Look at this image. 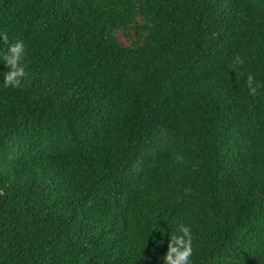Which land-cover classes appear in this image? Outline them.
<instances>
[{"label": "trees", "instance_id": "1", "mask_svg": "<svg viewBox=\"0 0 264 264\" xmlns=\"http://www.w3.org/2000/svg\"><path fill=\"white\" fill-rule=\"evenodd\" d=\"M182 225L264 264V0H0V264H164Z\"/></svg>", "mask_w": 264, "mask_h": 264}, {"label": "clouds", "instance_id": "2", "mask_svg": "<svg viewBox=\"0 0 264 264\" xmlns=\"http://www.w3.org/2000/svg\"><path fill=\"white\" fill-rule=\"evenodd\" d=\"M73 3V0H69ZM63 16L69 7L60 9ZM4 43H8L7 35L2 37ZM25 45L22 41L15 42L10 45L8 52L3 55L4 66L8 69L4 75V87L19 89L22 84V79L27 75L25 67L22 64L24 57ZM247 85L250 94L255 95L257 88L254 87V77L248 76ZM180 234L168 237V247L166 254L162 257L164 264H191L193 255L192 236L189 227L181 226Z\"/></svg>", "mask_w": 264, "mask_h": 264}, {"label": "rangeland", "instance_id": "3", "mask_svg": "<svg viewBox=\"0 0 264 264\" xmlns=\"http://www.w3.org/2000/svg\"><path fill=\"white\" fill-rule=\"evenodd\" d=\"M118 38H119V41H120V42H122V43H124V42H125V39L122 37V35H119V37H118Z\"/></svg>", "mask_w": 264, "mask_h": 264}]
</instances>
